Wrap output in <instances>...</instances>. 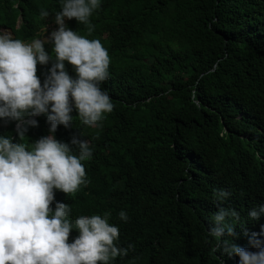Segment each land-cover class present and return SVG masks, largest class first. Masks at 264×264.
Listing matches in <instances>:
<instances>
[{
    "label": "trees",
    "instance_id": "obj_1",
    "mask_svg": "<svg viewBox=\"0 0 264 264\" xmlns=\"http://www.w3.org/2000/svg\"><path fill=\"white\" fill-rule=\"evenodd\" d=\"M13 1L0 0V15ZM38 4L52 10L57 0H20L24 11ZM90 21V33L75 18L69 24L107 49L100 87L114 107L99 127L83 125L73 108L72 127L53 133L93 149L82 161L88 183L56 191L69 219L110 213L117 245L128 248L112 264H237L235 254L213 251L208 227L218 206L235 209L238 235L228 239L255 251L242 228L264 225V215L248 216L264 204V0H101ZM37 121L28 143L49 134L45 114ZM220 189L230 193L223 201ZM77 235L70 230L69 242Z\"/></svg>",
    "mask_w": 264,
    "mask_h": 264
},
{
    "label": "clouds",
    "instance_id": "obj_2",
    "mask_svg": "<svg viewBox=\"0 0 264 264\" xmlns=\"http://www.w3.org/2000/svg\"><path fill=\"white\" fill-rule=\"evenodd\" d=\"M100 4L57 0L55 9L38 4L24 11L20 0H14L0 15V264H112L127 254L128 248L117 245L121 230L108 222L110 213L79 215L71 221L69 205L56 193H75L88 183L82 161L90 160L93 152L89 141L76 135L68 143L58 141L53 135L57 126L72 127L75 108L83 125L99 127L104 113L114 107L100 87L109 77L107 49L69 24L75 18L90 33V16ZM43 114L49 134L36 141L31 136L28 143L25 133ZM10 121L12 135H4ZM229 194L220 189L217 201ZM118 215L127 221L124 210ZM261 215L264 204L248 211L251 220ZM238 219L235 209L218 206L208 227L216 239L213 251L235 254L237 264H264V225L259 233L242 228L253 251L228 239L238 235L233 227ZM72 229L78 235L69 242Z\"/></svg>",
    "mask_w": 264,
    "mask_h": 264
}]
</instances>
